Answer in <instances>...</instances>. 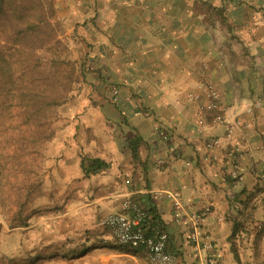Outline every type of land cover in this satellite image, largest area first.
<instances>
[{
	"label": "crops",
	"instance_id": "0c3cea01",
	"mask_svg": "<svg viewBox=\"0 0 264 264\" xmlns=\"http://www.w3.org/2000/svg\"><path fill=\"white\" fill-rule=\"evenodd\" d=\"M56 7L83 41L87 73L82 116L73 112L66 133L58 131L54 142L65 139V146L54 147L52 158L79 160L70 177L104 191L87 204L91 210L122 212L128 198L155 207L157 230L168 232V249L181 264H208L209 257L216 264H264V0H56ZM205 68L220 91L225 122L215 127L213 113H205L201 131V102L189 95ZM136 138L137 159L130 146ZM214 139L220 144L208 148ZM237 148L240 184L230 175ZM84 157L109 167L87 177ZM167 190L180 192L181 218ZM205 206L212 212L199 231L211 236V251L191 239V215ZM79 251L75 258L83 259L37 264H152L146 251L119 242H88Z\"/></svg>",
	"mask_w": 264,
	"mask_h": 264
},
{
	"label": "trees",
	"instance_id": "16d2710c",
	"mask_svg": "<svg viewBox=\"0 0 264 264\" xmlns=\"http://www.w3.org/2000/svg\"><path fill=\"white\" fill-rule=\"evenodd\" d=\"M54 17L53 5L44 0H0V175L6 169L21 180L14 183L12 227L28 226L24 213L42 187L38 178L27 180L29 163L34 156L42 160L56 133L58 107L79 81ZM139 143L130 141L135 159ZM81 166L89 177L109 164L84 157ZM144 209L153 234L162 228L161 218L155 207Z\"/></svg>",
	"mask_w": 264,
	"mask_h": 264
},
{
	"label": "rangeland",
	"instance_id": "374dc122",
	"mask_svg": "<svg viewBox=\"0 0 264 264\" xmlns=\"http://www.w3.org/2000/svg\"><path fill=\"white\" fill-rule=\"evenodd\" d=\"M44 1L52 4L55 9L52 21L57 26L59 38L66 45L69 58L75 63L79 81L74 85L67 101L58 107L56 133L45 145L42 160L34 156L29 163L31 176L27 180L32 182L38 178L42 187L24 213L28 226L11 225L16 211L12 200L16 195L14 183L21 180L14 178V173L6 169L0 175V264H37L39 259H83L82 256L75 257L86 243L103 245L110 241L117 242L111 230L101 226V220L111 211L110 208L105 207L101 214H98L95 211L97 206L93 212L87 205L99 194H104V191L96 190L92 183H83L81 178L77 181L76 178L70 177L69 172L76 176L74 164L78 165L79 160L68 159V155L64 153L52 158L54 147L60 151L65 146V139L54 142L60 134L58 131L62 129L66 133L67 126L73 120V112L76 113V118L82 116L78 98L82 94L86 78L87 57L82 39L76 38L78 33L71 32L68 24L60 17L56 0ZM69 179L75 181L72 183ZM107 191L111 193V189L107 188L105 192ZM91 218L95 222L91 223ZM92 224L94 228H90Z\"/></svg>",
	"mask_w": 264,
	"mask_h": 264
},
{
	"label": "built area",
	"instance_id": "2783aa9c",
	"mask_svg": "<svg viewBox=\"0 0 264 264\" xmlns=\"http://www.w3.org/2000/svg\"><path fill=\"white\" fill-rule=\"evenodd\" d=\"M201 81L198 85V91L190 93V101L201 102V112L199 114L198 123L201 131L207 129L205 113H213V125L220 127L225 122V108L222 105V98L219 89L210 79L207 69L202 72ZM119 93V91H116ZM262 100L259 99L255 106L260 107ZM249 112L252 109L248 110ZM237 126H242L241 121L236 122ZM233 129L227 133V137H232ZM220 141L214 139L208 144V148L219 145ZM236 163L231 172V177L236 182L241 183L244 180L243 175L239 172V164L242 155L241 148L236 149ZM190 165V163H187ZM170 198L173 199L176 208V217L181 218L185 209V203L179 191H165ZM212 212L211 206H205L200 211H196L191 215L194 223V231L191 234L192 241L197 246H203L207 250H213L214 244L211 236L202 235L199 231L200 223L204 222L206 217ZM147 212L144 207L135 199L128 198L123 202V211H109L101 220V226L110 229L113 236L122 245L129 246L134 249H143L149 255L152 264H181L179 257L168 249L169 234L164 230H156L153 234L147 231L146 220ZM208 264H216L213 257L208 258Z\"/></svg>",
	"mask_w": 264,
	"mask_h": 264
}]
</instances>
